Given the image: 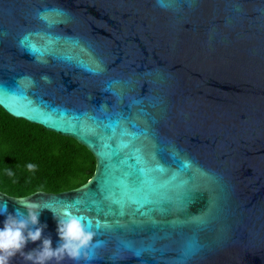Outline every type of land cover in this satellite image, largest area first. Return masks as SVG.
I'll return each mask as SVG.
<instances>
[{"label":"water","instance_id":"95a60500","mask_svg":"<svg viewBox=\"0 0 264 264\" xmlns=\"http://www.w3.org/2000/svg\"><path fill=\"white\" fill-rule=\"evenodd\" d=\"M0 107L93 157L75 188L0 191L53 247V212L84 217L62 264H264V0H0Z\"/></svg>","mask_w":264,"mask_h":264},{"label":"trees","instance_id":"16d2710c","mask_svg":"<svg viewBox=\"0 0 264 264\" xmlns=\"http://www.w3.org/2000/svg\"><path fill=\"white\" fill-rule=\"evenodd\" d=\"M30 163L37 166L34 171L27 169ZM93 165L91 153L74 139L14 118L0 107L1 192L18 197L72 189L85 183Z\"/></svg>","mask_w":264,"mask_h":264},{"label":"clouds","instance_id":"9594fccd","mask_svg":"<svg viewBox=\"0 0 264 264\" xmlns=\"http://www.w3.org/2000/svg\"><path fill=\"white\" fill-rule=\"evenodd\" d=\"M35 164H28L27 169L34 171ZM13 175L11 171L8 173ZM19 205L26 209L22 212L20 208L14 212L7 211L5 204L3 227H0V264H10L11 259L19 254L25 261L31 264H62L67 258L78 261L82 250L87 246L92 233L85 230L81 220L75 216L66 214V218L57 217V236L58 242L55 247L52 246L50 236H43V231L47 227L39 220L41 212L45 208H40L38 201L28 199L19 202ZM40 241L38 247L28 252L24 248L29 242Z\"/></svg>","mask_w":264,"mask_h":264},{"label":"snow or ice","instance_id":"6c2138e0","mask_svg":"<svg viewBox=\"0 0 264 264\" xmlns=\"http://www.w3.org/2000/svg\"><path fill=\"white\" fill-rule=\"evenodd\" d=\"M101 168L103 167V165H102V163H101V166H100ZM99 170V169H98ZM91 183V182H90ZM85 187H88V186H85ZM79 203V202H78ZM79 219L80 220H83L84 219V217H79ZM101 225L99 224V222H97V225H96V227L97 228H99Z\"/></svg>","mask_w":264,"mask_h":264}]
</instances>
